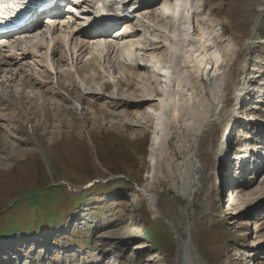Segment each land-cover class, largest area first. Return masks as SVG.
I'll return each instance as SVG.
<instances>
[{
    "label": "rangeland",
    "instance_id": "rangeland-1",
    "mask_svg": "<svg viewBox=\"0 0 264 264\" xmlns=\"http://www.w3.org/2000/svg\"><path fill=\"white\" fill-rule=\"evenodd\" d=\"M134 1L143 12L153 10L157 18L168 3ZM136 22L139 36L120 41L128 49L142 48L144 60L139 65L135 61L133 68L151 78L152 64L160 63L163 57L152 53V42H146L151 38L144 35L149 22L142 17H136ZM160 23L169 25L170 17ZM256 33L263 42L254 51L255 66L248 85L254 91L257 88L258 95L264 92V13ZM101 54H95L93 60H89L90 54L81 56L75 66L82 79L75 76L74 84L66 69L58 75V82L66 85L70 94L66 102L56 97L49 71L39 69L36 77L46 83L44 88L39 86L48 88L49 93L44 94L52 102L47 112L30 111V124L21 110L16 108L12 113V104L0 99V236L14 227L25 229L26 225L42 229L37 234L0 239V264H72L75 260L86 264H264V95L250 99V103L245 95V112L261 120L253 119L255 126L238 124L230 128L228 161L222 164V177L215 182L204 180L189 202L177 193L174 173L157 174L150 188L156 197L150 202L141 187L152 170L150 115L156 102L136 109L132 101L136 90L138 95L147 93L157 82L145 85L125 62L116 61L115 54ZM3 70L0 84H14L9 93L11 102H23L19 92L25 90L22 94L27 96L31 84L41 83L25 79L24 73L19 80L9 82L10 75ZM23 79L29 81L26 87L21 84ZM85 81L101 93L84 95L76 109L73 94L79 88L85 91ZM34 101L36 105L43 103L39 97ZM53 102L66 105L69 112L61 116L54 113L58 104ZM5 115L12 118L7 121ZM60 119L64 121L61 125ZM174 143L171 138L173 149ZM245 144L251 146L254 159L237 169L235 153H244ZM175 152L181 159L182 154ZM94 179V187L83 189L84 183ZM60 181L68 182L67 190L50 186L60 185ZM35 190L39 192V205L27 202L26 194ZM77 198L81 201L74 205L71 199ZM19 200L20 204L10 209ZM49 209L51 213L45 218ZM52 218L56 221L47 226ZM146 227L152 231L150 236Z\"/></svg>",
    "mask_w": 264,
    "mask_h": 264
},
{
    "label": "bare ground",
    "instance_id": "bare-ground-1",
    "mask_svg": "<svg viewBox=\"0 0 264 264\" xmlns=\"http://www.w3.org/2000/svg\"><path fill=\"white\" fill-rule=\"evenodd\" d=\"M86 1L84 0V3ZM118 1L129 11L130 17L122 25L123 31H118L114 38H111V35L106 37L113 27L111 25L101 26L106 29L105 33L101 30L97 36L84 29L83 23L90 16V10L87 9L80 18L83 20L75 18L71 24H62L53 28L50 33L47 25L45 29H38L40 24H37L35 26L37 30L11 36L6 43H0V72L4 69L3 72L10 75L9 78L6 77L9 82H15L22 73L24 76L26 74L27 80L41 82L31 84L32 90L25 94L27 96L22 94L25 90L19 92L18 97L20 100L23 99V102L9 100V93L14 84H0V99L2 102L12 104V113L17 112L16 108L21 110L25 122L30 124L33 112L49 111V103L52 102L48 95L44 94L49 93L48 88L44 90L40 88L41 85H44V88L46 83L39 79L40 77H36L39 69H43V72L49 71L53 76L52 87H56V97L66 102V97L70 94L68 90L66 91V85L64 87L58 82V75L66 69L68 76L69 74L73 76L71 80L74 84L75 76L76 80L82 79L75 66L81 56L84 55L86 58L90 54L91 59L95 54L112 52L116 56V61L125 62L126 68L144 81L143 84L157 82L154 89L147 93L143 92L142 95H138L136 90L137 95L134 94L136 97L132 101L136 109L149 107L152 102H156V109L150 115L153 119L149 143L152 170L149 173L150 179L141 190L150 202L154 201L156 195L150 188L156 180L155 176L174 173V183L179 186L177 193L187 197L191 202L198 186L204 180L215 182L222 177V164L228 161L226 144L231 136V131L227 129L229 122L232 119H238L239 123L256 122L251 114L242 116L239 112L245 110L246 100H243L239 109L237 106L242 94L248 96V101L257 96L255 94L257 88L254 91L248 83L251 81L252 66H255L252 63L255 60L254 51H257L259 44L263 42L256 36V31L260 15L264 13V0H168L167 5L156 15L158 18L151 9H144L142 12L144 16H140V5H135L134 0ZM134 6H137L136 9L130 11ZM137 16L149 22L144 35L148 34L151 37L146 41L152 42L153 48L150 51L163 57L160 63L152 64L151 78L141 76L142 74L138 72L140 70L133 68L135 61L139 65L144 60L141 56L142 48L130 46L128 49L127 45L120 41L139 36L134 22ZM167 17H170V24L163 26L160 21ZM56 31L58 35L49 41L48 35ZM71 40L74 45L70 43ZM60 43L62 50L60 46H56ZM28 58H33L34 67L27 63ZM67 63L69 65L65 67ZM144 67L146 69V64ZM92 72L94 76H98L96 70L93 69ZM27 80L23 79L21 83L25 87L29 82ZM84 83L85 91L82 92V88H79L73 94L76 109L83 101L84 95L101 93L94 91L88 81ZM33 85H40V89ZM35 97L42 98L43 103L36 105ZM259 97L256 98L260 99ZM54 109V113L60 116L69 112V108L64 104H58ZM4 118L8 121L12 115H5ZM61 119L60 125L64 123ZM234 124H231V127ZM32 138L36 140L33 136ZM171 138H174L175 149L182 154L181 159L176 157L175 149L169 144ZM244 146L246 151L239 153V156L249 155L248 161L252 160L251 146L249 144ZM212 149L214 152L210 153ZM247 149H250L249 153ZM236 158L234 157L235 160ZM181 247L180 245L178 250L180 253ZM66 262L68 261L64 264ZM72 264L86 263L75 260Z\"/></svg>",
    "mask_w": 264,
    "mask_h": 264
},
{
    "label": "trees",
    "instance_id": "trees-1",
    "mask_svg": "<svg viewBox=\"0 0 264 264\" xmlns=\"http://www.w3.org/2000/svg\"><path fill=\"white\" fill-rule=\"evenodd\" d=\"M78 200H79L78 198L77 199H71V202H75V201H78ZM146 230H147L146 234L150 236L152 231L148 227H146Z\"/></svg>",
    "mask_w": 264,
    "mask_h": 264
}]
</instances>
